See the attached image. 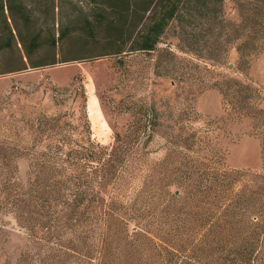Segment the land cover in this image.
<instances>
[{
	"label": "rangeland",
	"instance_id": "374dc122",
	"mask_svg": "<svg viewBox=\"0 0 264 264\" xmlns=\"http://www.w3.org/2000/svg\"><path fill=\"white\" fill-rule=\"evenodd\" d=\"M22 1L36 9V25L45 27L44 35L48 27L59 32L62 26L86 19L102 22L94 33L77 27L60 39L55 63L0 74V141L22 132L26 119L77 113L82 98L73 86L82 83L93 137L103 145L113 144L116 133L126 132L137 101L156 105L161 125L148 144L144 167L173 192L190 175L199 179L221 172L264 174L263 145L253 133V119L231 111L221 92L210 87L227 78L245 81L260 89L255 105L264 108V49L249 56L244 70L237 50L241 39L227 45L220 62L207 60L185 48L176 19L160 36L156 49L132 50L138 31L152 22L156 0H55V5L52 0ZM48 4L52 10L46 17ZM263 10L264 0H225V12L231 19L240 21L241 15H249L258 21ZM15 58L9 52L2 63L7 65ZM40 58L51 61L50 49L38 53L36 59ZM59 89L67 91L57 102ZM18 166L19 175L25 178L28 161L21 158ZM196 185L193 180L188 189L196 191ZM233 187L244 188L241 190L253 204L246 219L233 223V211L218 207L213 199L205 204L190 202L186 209L179 205L177 238H163L165 244L174 245L175 252L160 255L155 249L148 250L144 239H135L137 252L129 245L115 248L104 264H249V249L258 252L254 264H264V245L260 246L264 235L254 217L259 187L239 181ZM144 205L154 208L156 203L146 200ZM4 218L7 225H0V264H99L93 253L96 239L89 240L85 248L78 241L70 244L76 243L74 248L81 254L84 249L93 253L85 261L78 252L74 256L62 252V242L47 245L30 239L12 214ZM187 226L194 231L186 233ZM222 227L227 231H221Z\"/></svg>",
	"mask_w": 264,
	"mask_h": 264
},
{
	"label": "trees",
	"instance_id": "16d2710c",
	"mask_svg": "<svg viewBox=\"0 0 264 264\" xmlns=\"http://www.w3.org/2000/svg\"><path fill=\"white\" fill-rule=\"evenodd\" d=\"M154 3L152 22L138 31L132 50L156 49L160 36L176 19L185 48L207 60L220 62L227 45L241 39L237 50L244 70L249 56L264 49V10L258 21L249 15H241L239 21L227 16L225 0H156ZM35 10L22 0H0V74L55 63L60 39L70 36L77 27L94 33L102 22L86 19L62 26L59 32L48 27L44 35L45 27L36 25ZM48 10L46 17L52 10L49 4ZM146 10L150 9L146 7ZM47 48L51 61L36 59ZM9 52L16 58L5 65L2 57ZM210 87L221 92L231 111L253 119V133L261 139L264 151V108L258 109L255 105L260 89L232 78L217 81ZM73 89L82 98L77 113L64 111L26 119L22 132L0 141V174H3L0 225H7L4 215L10 213L30 239L47 245L62 242L61 251L72 256L81 254L74 248L76 243L70 245L73 241L85 248L89 240L96 239L93 253L99 258V264H104L115 248L129 245L137 252L138 239L147 241L148 250L155 249L157 254L173 253L174 245L165 244L163 238H177L180 229L175 223L181 219L177 215L179 205L186 209L190 202L205 204L213 199L218 207L233 211V223L247 218L253 204L245 197L244 188L233 187L239 181L259 187L254 217L264 235L263 173L221 172L199 179L190 175L173 192L161 180L155 181L144 167L148 144L161 125L156 105L137 101L133 106L134 118L126 132L116 133L113 144L103 145L93 137L84 84H75ZM66 91L59 89L55 100L60 102ZM21 158L28 161L25 178L18 173ZM193 180L196 191L188 189ZM146 200L156 203L154 208L145 206ZM220 230L225 232L227 228ZM186 231L190 233L194 229L187 226ZM263 245L264 236H261L260 246ZM93 253L90 255L84 249L81 255L86 261L93 258ZM247 253L248 263L254 264L258 252L249 249Z\"/></svg>",
	"mask_w": 264,
	"mask_h": 264
}]
</instances>
